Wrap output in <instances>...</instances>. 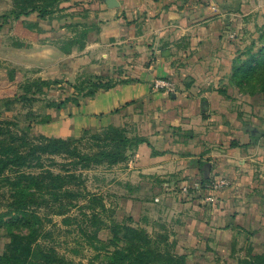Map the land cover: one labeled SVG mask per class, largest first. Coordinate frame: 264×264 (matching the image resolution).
Listing matches in <instances>:
<instances>
[{
  "label": "crops",
  "instance_id": "0c3cea01",
  "mask_svg": "<svg viewBox=\"0 0 264 264\" xmlns=\"http://www.w3.org/2000/svg\"><path fill=\"white\" fill-rule=\"evenodd\" d=\"M118 1L116 7L106 0L94 1L87 21L99 30L90 33L84 48L62 52L58 47L61 33L48 38L45 34L27 49L33 59L53 61L52 68L59 67V72L46 70L47 76L42 67L43 78L68 81L88 72L133 81L101 89L80 105L49 111L54 120L36 129L50 135L78 136L84 129L139 125L147 118L151 130L144 135L145 142L127 161L111 168L109 204L114 209L155 210L158 206L178 212L172 224L178 239L214 242L213 250L226 249L222 257L234 261L235 256L261 252L264 114L258 113L259 127L249 136L245 106L257 101V96L243 95L233 86L225 96L219 88L229 74L231 59L245 45L229 35L250 28L252 16L263 19L264 0ZM29 19L36 21L38 16L34 13ZM40 23L47 32L51 30L48 22ZM60 27L55 29L66 28ZM18 49L22 54L23 48ZM162 76L192 77L193 83L168 93L155 87L154 81ZM236 141L239 145L232 146ZM208 161L212 163L209 179L226 181L214 191L215 201H203V195L178 201L173 194L204 177L202 165Z\"/></svg>",
  "mask_w": 264,
  "mask_h": 264
},
{
  "label": "trees",
  "instance_id": "16d2710c",
  "mask_svg": "<svg viewBox=\"0 0 264 264\" xmlns=\"http://www.w3.org/2000/svg\"><path fill=\"white\" fill-rule=\"evenodd\" d=\"M71 1L11 0L9 11L0 15L3 19L0 20V31L4 25L12 23L11 26L23 31V36L35 34L43 40L42 35L47 30L40 22L44 20L52 24L55 20L60 22L74 17L75 13L67 11L68 6L63 5ZM34 13L38 16L36 21L29 19ZM88 15L89 11L81 16L83 20L62 25L69 29L58 42L62 52H71L76 46L84 48L90 33L99 30L95 23L87 21ZM24 40L16 38L12 45L17 48L28 47ZM244 44L231 59L229 74L219 88L225 96H229V86L238 88L243 95L264 94V32L258 41ZM0 67L6 69L1 77L5 82L15 83L21 76L17 81V91L2 94L9 91L0 90V186H7L10 190L9 201L0 211V231L5 239L4 249L0 252V264H76L60 254L55 245L45 241L49 235L45 221L50 219L41 214L43 207L64 216L66 224L78 219L69 215L73 207L90 209L92 213H88L90 215L86 220L91 221L94 229L91 233L85 228L82 230L96 250L95 258H102L99 264H189L186 253L173 250L175 243L170 241L168 233L152 234L145 227L133 224L132 217L124 220L111 214L110 221L105 220L102 214L108 209L104 198L89 191L82 192L84 169L101 164L114 166L127 161L134 150L145 142V138L130 135L126 126L113 124L98 130L86 129L81 137L75 138L45 133L32 135V123L21 126L16 116L5 117L3 113L13 110L17 103L26 105L45 98L63 80L32 77L27 75V70L17 66ZM192 79H184L185 88L192 86ZM132 81L113 74L84 72L70 82L71 95L61 100L48 98L45 107L59 111L70 102L80 105L79 97H93L101 89ZM53 120L54 116L46 112L36 119V124ZM231 145L237 146L239 142H232ZM56 156L64 159L60 171L45 165L49 159L51 164L57 163ZM209 178L202 177V182L206 184ZM207 193L213 194L214 191L207 189ZM81 199L86 200L82 205L79 203ZM102 229L108 231L106 239L99 235ZM89 264L96 263L91 261ZM238 264H264V247L261 252L251 251L241 257Z\"/></svg>",
  "mask_w": 264,
  "mask_h": 264
},
{
  "label": "rangeland",
  "instance_id": "374dc122",
  "mask_svg": "<svg viewBox=\"0 0 264 264\" xmlns=\"http://www.w3.org/2000/svg\"><path fill=\"white\" fill-rule=\"evenodd\" d=\"M95 0H72L70 4L68 5L69 12L75 13L74 17L66 18L61 20L60 22L54 21L52 24L46 23L48 29H51L49 32L44 33L42 36L45 37V34L48 37H59L61 33V37H59L60 40H62L66 36L64 32L69 31V29L66 27L63 29H60V25H64L69 22L73 21H80L83 20L81 18L82 15L86 12H90L92 9H94L93 4ZM11 8V0H0V15L6 13ZM253 22L251 23V27L247 28L246 31L240 33L237 35L236 32H233L230 34V38H236V40L240 39L243 40L245 43H250L253 40L259 39L260 35L264 32V16L263 19L258 20V17H254ZM0 20H3L0 18ZM255 22V23H254ZM12 23H8L4 25V27L0 31V65L5 66H17L21 67L25 70H27V75H30L32 77L34 76H40V71L42 70V67L44 68L43 73L45 76H47L46 70H49V72L52 73L53 70H56L55 68H52L55 66L53 64V61L46 62L43 60H36L33 59L32 56L29 54V50L27 49L30 44L34 40H41L40 37H37L35 34L29 35L27 37L23 36V31L20 29L18 30L16 26H11ZM55 27H60L59 29H55ZM54 28V29H53ZM67 33V32H66ZM16 38L25 39L24 41L28 43V47H24L21 49L22 54H20V50L17 47H14L13 41ZM51 39V38H50ZM51 68V69H50ZM59 67H57L58 70ZM55 71V72H56ZM6 72V69L0 67V85L2 88L1 91L8 90L2 94H12L15 91L18 90V82L21 79V76L15 81V83H9L1 80L2 75ZM84 72H80L82 74ZM62 79V83L55 85L53 89L49 91L47 96L45 98H41L40 100L33 101L30 103H27L26 105L17 103L16 106H14V109L9 112H4L5 117H12L16 116L17 119H19L20 125L25 126L28 123L33 124V128L31 129V134H40L44 132H40L38 129H36V119L41 118L46 112L54 111V108H46L45 104L47 102L48 98L51 99H64L67 97V95L72 94V88L70 87V82L75 81L68 80L64 78ZM155 87L159 89H165L168 93L170 91H178L181 87H184V80H178L173 79L169 77H159L155 81ZM159 82L160 84L156 85V83ZM248 96V95H247ZM87 97H79V100L85 101ZM258 99L257 101L249 102L245 106L247 109V115L246 117L249 119V124L245 126V130L248 131V135H254L256 127H259V120L258 115L259 112L261 114H264V94L258 95L256 97ZM261 103V104H259ZM72 102L68 103V106H74ZM258 105H262L260 108ZM3 110V109H2ZM30 114V115H29ZM146 120L142 122V124L137 125V123H128L126 126L129 130L130 135H138L144 137V135H147L146 133L151 130L150 122ZM136 127V129H135ZM86 129L82 130L78 136L75 134L66 135L63 137H81L85 132ZM92 130V129H91ZM134 133V134H131ZM50 135V134H47ZM57 163L51 164L50 159L45 162L46 167H52L55 171L62 170V162L64 159L62 157L56 156L55 157ZM113 166H108L106 164H101L96 167L90 168V169H84L83 170V176L85 179V182L83 183V186L81 187L82 192L85 193L87 191L91 193H95L97 195H101L104 198V202L107 206V212L102 214V218L105 220H109L111 214L113 216L117 217L118 219H124L127 220V218L132 217L133 218V224L138 225L140 227H145L149 232L152 234H156L158 232L162 233H168L169 239L174 242L173 244V250L180 252V253H187L188 255V263L189 264H238L239 259L241 256H235V261L233 260V257H222V255H225L224 252H227L226 249H215L213 250V246H215L214 242L208 243L209 241L204 240L203 243L195 241V240H187V239H178L177 238V227L172 226L173 222L175 221L178 212L174 211H163L161 208L156 206L155 210L150 209H140L138 207H131L128 209L120 208V209H114L109 203L111 201V191L110 186L111 182L113 181L112 171L111 168ZM202 180V178H200ZM185 188H189V190H185ZM192 188V189H191ZM191 188L188 185H184L181 187L178 192L183 195L182 197L179 195V193H174L173 195L177 198L178 201L183 200L185 198H190L191 196L195 195L198 198V195L205 196V190H196L193 188V185ZM10 198V190L7 186H0V211H2L7 202ZM158 201V199H156ZM203 201H207L206 198H203ZM86 200L81 199L80 204L82 205L85 203ZM159 203V202H158ZM162 204V203H161ZM178 211V210H177ZM87 213L86 215L84 213ZM88 213H92L90 209H81L79 207H73L69 211V215L77 217V221H74L71 224H66L63 221L64 216H60L55 214L52 209L43 207L41 210V214L46 217V229L49 231V235H47L46 240L52 245H55L57 250L60 254L65 255L68 259L73 260L76 264L78 262H83L85 264H89L91 261L99 264L102 261V258L96 259L95 254L96 250L90 245L88 236L83 232V228L86 229L88 233H91L94 228L91 226V221L86 220L87 216L90 215ZM131 213H134L132 215ZM2 231H0V252L3 251L4 245H5V239L2 236ZM100 237L103 239H106L108 237V231L106 229H102L99 233ZM208 243V244H207ZM213 245V246H212ZM220 250V251H218ZM248 254V253H247ZM246 254V255H247ZM245 255V256H246Z\"/></svg>",
  "mask_w": 264,
  "mask_h": 264
},
{
  "label": "built area",
  "instance_id": "2783aa9c",
  "mask_svg": "<svg viewBox=\"0 0 264 264\" xmlns=\"http://www.w3.org/2000/svg\"><path fill=\"white\" fill-rule=\"evenodd\" d=\"M160 84L159 82L157 85ZM226 184V181L224 179H219L218 177H212L211 179L208 180L206 184L202 182V180H198L194 183L193 188L196 190H207L209 189L210 191H215L219 189L222 185ZM205 185V187H204ZM185 190H189V188H185ZM204 198L207 199V202H214L215 201V196L212 193H207L205 192Z\"/></svg>",
  "mask_w": 264,
  "mask_h": 264
},
{
  "label": "water",
  "instance_id": "95a60500",
  "mask_svg": "<svg viewBox=\"0 0 264 264\" xmlns=\"http://www.w3.org/2000/svg\"><path fill=\"white\" fill-rule=\"evenodd\" d=\"M107 4L110 6V7H116V6H119L120 3L118 0H106ZM173 96H175V94H173ZM211 170H212V163L210 161L204 163L202 165V171L204 173V176L206 178H209L210 175H211Z\"/></svg>",
  "mask_w": 264,
  "mask_h": 264
}]
</instances>
